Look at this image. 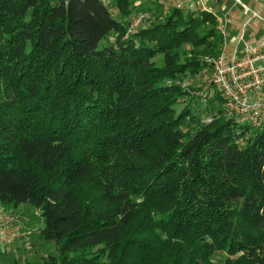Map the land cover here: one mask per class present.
I'll return each mask as SVG.
<instances>
[{
  "label": "trees",
  "instance_id": "obj_1",
  "mask_svg": "<svg viewBox=\"0 0 264 264\" xmlns=\"http://www.w3.org/2000/svg\"><path fill=\"white\" fill-rule=\"evenodd\" d=\"M135 2L0 0V205L40 212V264H264V125L170 83L220 54L217 21L128 35Z\"/></svg>",
  "mask_w": 264,
  "mask_h": 264
},
{
  "label": "rangeland",
  "instance_id": "obj_2",
  "mask_svg": "<svg viewBox=\"0 0 264 264\" xmlns=\"http://www.w3.org/2000/svg\"><path fill=\"white\" fill-rule=\"evenodd\" d=\"M105 1L108 4L110 11L112 12V15L117 18L118 13L114 8L115 0ZM234 1L246 5L248 8H250V10H252V12H255L258 16H260L263 21L252 17L251 13L246 14V12ZM234 1L173 0L170 3L164 2L165 5L160 12H158V10L152 12L147 11V0H136L134 5L136 6V8L142 9V12H139L136 16L130 17L128 19L127 26L129 28L127 30V34L131 35L140 29L148 28L150 25H153L161 19H164L167 11H169L173 7L181 8L184 12L188 9H211L212 13L219 19V21H223L226 19L229 20L235 16L238 19L237 23L240 20H248L247 23L253 21L252 23H258L264 29V2L262 0ZM216 2L217 4L215 5ZM139 17L140 23L137 26H133L134 21ZM226 27L227 25L224 24V33H226ZM240 31L244 33V30L241 29ZM224 36L226 39L227 34H225ZM112 39V36L108 38V40L110 41ZM102 44H105V42L102 41L100 47ZM222 44H220V51H222ZM190 49V47L182 48L185 53H187ZM196 59L202 61V63H206L204 69L196 74H193L192 76L187 75L185 77H182L180 81L170 83L176 84L182 90L192 91L196 99H198L200 101V104L203 106L206 105L204 101L207 98L210 99L217 92L211 83V72H213V60L215 59V57L211 59L210 57L202 56L200 53L198 55V58ZM186 103L187 102H182V104H179L176 107L177 112H180L184 108V105ZM213 105L214 107H219L216 102L213 103ZM224 112L226 116L234 119H239L242 123L246 121L244 118L237 117L228 113L226 108ZM198 117H200L202 120H206V118H208V113L200 110V112H198ZM0 216H2L1 218L3 219L0 220V264H40L42 260L47 256L51 257L56 254V246L53 243L43 241L40 237V231L43 226V222L40 216V212L35 208L29 205L22 204L16 208L3 207L0 205ZM4 218H7V221L4 220Z\"/></svg>",
  "mask_w": 264,
  "mask_h": 264
},
{
  "label": "built area",
  "instance_id": "obj_3",
  "mask_svg": "<svg viewBox=\"0 0 264 264\" xmlns=\"http://www.w3.org/2000/svg\"><path fill=\"white\" fill-rule=\"evenodd\" d=\"M172 1L166 0V3ZM253 16L263 21L257 14ZM139 23L140 17L133 26ZM211 73L212 86L228 113L244 118L253 128L264 125V95L261 93L264 87V40L246 45L239 53H220L213 60ZM4 220L7 221V218Z\"/></svg>",
  "mask_w": 264,
  "mask_h": 264
},
{
  "label": "crops",
  "instance_id": "obj_4",
  "mask_svg": "<svg viewBox=\"0 0 264 264\" xmlns=\"http://www.w3.org/2000/svg\"><path fill=\"white\" fill-rule=\"evenodd\" d=\"M262 1L264 2V0ZM164 2H166V0ZM234 2L238 4L246 12V14L251 13L252 17H254L253 14H256L255 12H252V10H250V8H248L246 5H243L237 1ZM216 4L217 2L215 3V5ZM189 10H196V9H188L185 12H188ZM198 11H206L212 13L211 9L210 10L199 9ZM214 17L217 21L216 24L217 26H215V30L218 31V33L222 36L223 44H222V51H220V53H226V54L239 53L244 48V46L255 45L258 44L260 41L264 40V29L258 23H252L253 21L247 23L248 20L247 21L240 20L237 23L238 19L235 16L229 20L226 19L223 21H219V19L215 15ZM224 24L227 25L226 33L223 32ZM241 29L244 30V33L240 31ZM225 34H227L226 39L224 36ZM261 93L262 95H264V87H262Z\"/></svg>",
  "mask_w": 264,
  "mask_h": 264
}]
</instances>
